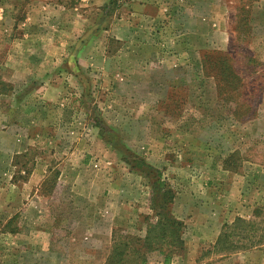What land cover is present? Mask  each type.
I'll return each mask as SVG.
<instances>
[{
  "label": "rangeland",
  "instance_id": "374dc122",
  "mask_svg": "<svg viewBox=\"0 0 264 264\" xmlns=\"http://www.w3.org/2000/svg\"><path fill=\"white\" fill-rule=\"evenodd\" d=\"M12 1L25 6L21 21L16 20L21 15L17 8L7 6L0 13V89L3 84L7 89V94H0V264H68L65 255L69 264H107L111 227H117L114 242L142 238L146 229L142 216L149 213L153 219L145 206L142 178L129 170L131 159L124 157L128 154L118 148L110 151L97 135L96 140L91 126L97 119L102 137L108 131L118 143L112 129L127 119L153 117L156 110L165 117L163 166L168 172L162 175L186 204H193L194 215L182 221L183 251L165 248V261L153 250L145 254L146 264H264V242L245 249L248 243L237 237L225 245L231 244V250L219 254L213 249L215 232L219 235L236 217L252 220L258 212L255 226L258 234L264 233V0H207V11L198 16L190 9L195 0H159V5L176 3L184 9L187 27L193 30L188 35L194 32L189 48L166 41L157 47L158 42L143 39L138 53L150 61L133 69L122 62L128 81L118 83L124 85L119 88L108 73L92 68L82 71L81 88L72 76V61L65 65L64 77L55 74L61 72V44L75 36L83 38L96 18L94 10L83 9L82 16L90 19L82 27L61 14L63 0ZM127 1L122 0L116 11L120 19H114L111 28L129 16V9L133 12ZM105 36L100 32L93 39L95 48H85L84 57L99 58ZM117 47L112 44L111 50ZM159 50L165 57L152 60ZM189 50L195 53L193 58ZM135 51L133 46L128 49ZM207 54L213 65L208 70L201 61ZM224 55L231 74L228 65L217 60ZM128 71L136 75L131 78ZM28 72L34 76L28 77ZM36 74L48 77L39 82ZM212 76L230 90L225 99L218 96ZM149 84L160 89L147 93ZM47 85L53 88L41 101L48 100L49 106H34L31 96L41 97ZM88 87L90 101L85 107L93 105V110H63L65 104L78 106ZM238 105L235 118L232 113ZM15 120L16 126L11 124ZM135 127L137 132L125 133L127 140L123 139L139 155V126ZM85 156L90 158L86 164ZM229 156L234 158L228 164L235 166L225 169ZM106 159L110 165L104 164ZM65 168L73 170L68 173ZM108 168L114 171L107 172ZM83 178L90 183L78 187L76 180Z\"/></svg>",
  "mask_w": 264,
  "mask_h": 264
},
{
  "label": "crops",
  "instance_id": "0c3cea01",
  "mask_svg": "<svg viewBox=\"0 0 264 264\" xmlns=\"http://www.w3.org/2000/svg\"><path fill=\"white\" fill-rule=\"evenodd\" d=\"M109 1L110 0H63L61 2V14L70 15L71 20L73 19V21L74 20L77 21L80 25H82V27L83 25L84 27H86L87 22L89 21L90 18L82 16L81 12H83V9L87 8L89 10L90 9L94 10L96 13H99L102 8L108 5ZM199 1H201L200 4L198 3ZM206 1L207 0L193 1L194 3L190 4L191 11L196 16H198L200 12L207 11L204 5V2ZM63 2H67V4H64ZM127 2H128V9L129 7H131V9H133V12H131L129 9L128 11L129 16H127V18H124L122 21H120V23L116 25L117 28L115 29L111 28L114 24L113 20L120 17V16L118 17L116 13H114V15L110 17V21H107L106 19V21L102 23V26L103 25L105 26L104 30L101 28L98 29V24L95 23L96 18L94 17L91 23V26L88 25L89 26L87 27L88 29L86 28L84 33H82L83 38H81L80 36H75L72 42L70 41L67 44H65L66 43V40H65L64 44H61V51L64 55L61 54L59 57V61H61L60 62L61 72L58 73V70L55 72V74H57V78H60V76L61 78L64 77L63 72L64 70L65 71L67 70L65 65L72 61L74 68H75L72 76L77 81L83 77L82 71L87 72L88 69L92 68V70L94 71L99 70V71L108 73L109 76L113 78L112 85L117 86L116 88L124 87L123 84H118L120 82L126 83L128 81L125 79V75L127 74L124 68H122L123 66L122 62H129L128 65L132 67L131 69H133V68H138V66H135L137 64L138 65L140 64V66H143V64L144 65L148 64L150 61L148 60L147 56H144L145 54L143 55V54L138 53V50L140 49V47H142L140 43L143 39L148 40L149 38L151 41L154 40V42H158V44H155L157 47L161 46L162 43L166 41L167 44H170L172 46H176L177 44L187 49L189 45V39L191 35L194 34V32L188 35L190 32L193 31L187 27L188 25L187 21L189 20V17L187 15L184 16L185 11L183 8L181 10L178 4L176 3L172 5L169 4L170 6L168 5L165 7V6L158 4V2H160L159 0H131V1L128 0ZM153 2H156V3L154 4ZM5 8H7V6H4V7L0 6V13L4 12ZM125 21H127L126 24L124 23ZM100 32H104L106 35H108V36H105V39L102 41V44L99 42L101 45L100 57L99 58H95L92 56L89 58L84 57L83 51L85 50V48L87 47L95 48L96 44L95 42H93V39H95L96 36H98ZM78 38H80V40L76 41ZM112 44H118L119 47H117L114 51H112L111 50ZM136 44L139 46H136ZM132 46L137 48V51H135L134 53L128 52V49H130ZM189 51H190L191 57L193 58L195 53H193V50H189ZM186 52L187 50H185V53ZM155 56L156 57H152L151 59L155 60L159 57L160 58L165 57L164 51L159 50L158 54ZM147 71L148 70H146V72ZM128 72H129L128 76H130L131 78L136 75L135 73L131 74L130 71ZM138 72H143V70L141 69ZM33 76H34L33 73L28 72V77H33ZM35 76L39 82L43 81L44 78L48 77L46 74H42V75L36 74ZM79 81L81 83L79 84L81 87L82 80L80 79ZM159 87L160 85L159 86H154L151 84L146 85V89H147L146 92L147 93L155 92L156 90L160 89ZM52 88H53V85H47V89H45L40 94L41 97L31 96V99L35 101L33 105L35 106L36 103L40 105L41 103L43 106H46V107L49 106L48 105L49 103L45 102L48 100H43V101L41 100L45 98L48 93H50ZM64 88L65 86L63 84V86H61V94L63 93ZM163 88L165 89V87ZM32 91H34V89L29 90L30 93ZM139 103H141V105L144 104L142 102H139ZM158 103L159 101L157 102V104L155 103L153 104V105H156L154 109L157 108ZM109 104L112 106L111 102ZM65 105H63V108H64L63 110H65V108L77 109V110L79 108L87 109V110L94 109L92 108L93 105L92 107L91 106L85 107V104L81 100H78V106L77 104L73 106H70V105L67 106V104ZM139 107H140V104H139ZM154 109L152 110L151 113H153ZM158 112L160 111L156 110L157 117L156 115L152 117V115L146 114L142 117L136 118V120L133 118L130 120L127 119L125 122H122L123 125L119 126V128L118 127L115 129L111 128L112 131L116 133L118 143L116 141H113L112 139L113 137L109 135L108 131L106 132V135L108 134L107 137L103 138L104 137L103 132L101 131L103 129L96 122H94V124L91 126V129L95 131V138H96V135L100 137V142L101 141L102 143L104 142L103 144L105 145V147L109 148L110 151L114 152L116 148L120 149V152L121 150H124V152L128 154V157H130L128 158L127 156H124L125 159H131V160L134 159V160L143 162L145 166L151 168L153 172L159 174V176L161 177V180L165 181V183L168 184V186L170 187V189L173 190V193H174V198H173L174 203H172L171 205V214L175 219L182 222L183 219H187L189 216L194 215V213L192 214V211H194L193 206H192L193 204L192 205H190L189 203L186 204L187 201L183 199V195L182 194L179 195V193L176 192V189L173 188L175 185L173 184L174 186L173 185L171 186V184H169L170 182L169 178L165 179L166 177L162 175L163 172H168L165 166H163L164 165L163 159L165 157L163 153L164 152L163 146H164V140L166 136L165 137L163 136L164 129L161 127V124L162 122L165 121V117L163 113H158ZM27 119H30V118H27ZM16 122L17 121L15 120L11 124L16 126L15 124ZM127 126H131V127L128 128ZM135 126H139V132L137 133V137H138L137 144L139 147L137 152H139V155L133 154L134 152L131 151L130 146H128L124 142L125 141L124 139H126L124 134L129 133L131 131H135L136 130ZM140 128H142L143 130L142 129L140 130ZM168 134H173V132L168 131ZM26 137L29 138L30 140L34 139V135L28 134V132H27ZM97 138L96 140L98 141ZM140 149H141V152H140ZM89 159H90L89 156H85V159H83V163L86 164ZM107 161L108 159L104 161L105 162L104 164L110 165L106 163ZM67 166L71 167L69 165ZM72 170L65 168V171H67L68 173H70ZM129 170L133 172V174L142 178V184L144 185V188H146L147 190L145 206H147V209L149 210L148 212H150V207H149L150 197H151L150 176L144 175L143 173L139 172L137 169H133L130 166H129ZM113 171H114L113 168H108L107 172H113ZM111 182H113V180H111ZM76 183L78 187H81V186H87L90 183V181L87 178H83V180H80V181L76 180ZM109 186L110 187L112 186L114 190L117 188V186L114 184H109ZM182 201L184 204H181V206L178 207L179 206L178 203ZM148 215L149 213L144 214L142 216L143 222H145V218ZM111 222L114 225V223H116V220H114L113 218ZM116 228L117 227H111L108 232L109 246H110V241L112 239L113 231ZM217 236H218V232H215V237L217 238ZM65 256H66V259H67L66 261L68 262V264L71 263L69 256L68 255H65Z\"/></svg>",
  "mask_w": 264,
  "mask_h": 264
},
{
  "label": "trees",
  "instance_id": "16d2710c",
  "mask_svg": "<svg viewBox=\"0 0 264 264\" xmlns=\"http://www.w3.org/2000/svg\"><path fill=\"white\" fill-rule=\"evenodd\" d=\"M121 3L122 0H110L108 5L102 8L99 13H97L95 23L98 24V29H105V26H102V23H104L106 19L107 21H110V17H112V15H114V13H116V11L121 8ZM0 6H9L13 9H19V13H21V15L19 16L20 18L17 16L16 20L21 21V19H24V11L22 10L24 9V4L19 5L12 0H0ZM6 9L7 8H5V11ZM248 12L249 11L246 12L247 17ZM224 57L226 56L224 55L223 58H218L217 60H221L225 62L226 65H228L227 59ZM201 61L203 62L204 69L208 70L209 66L211 65L209 54L203 55V60ZM215 65L216 64L214 63V66ZM228 67L229 65L226 66L227 70L229 71L228 74H231V68L229 67L228 69ZM212 77L216 80L215 76ZM6 90L7 89L3 84L2 88L0 89V94H7ZM229 92L230 90L225 89L224 86H222L221 81H217V93L219 94L218 96H220L221 100L225 99L226 95H229ZM80 98L85 105L88 104L90 101L89 87L83 89ZM231 99H234L232 95ZM238 107L241 106H235L234 113H232L235 118V113ZM246 117L249 116H245L244 118ZM95 121L98 124L97 119ZM231 158H234V156H229V158L224 160L225 169L235 166L228 164L229 159ZM129 163L131 168L137 169L144 175L150 176L151 197L149 207L153 213V219L151 220L152 217L149 216L145 218L146 229L142 238L132 237V239H130V237H125L117 242H114L116 233L113 232L111 239L113 245L111 246L110 256L107 264H114V261L120 263L124 260H129L132 264H146L147 259L144 258L145 254H148L153 250L158 251L162 256L164 255V259L166 261L168 257H166L165 251L163 252L165 248H168V251L170 252H182L184 247V242L182 239L184 225L181 221L175 219L171 214V205L174 198L173 190L170 189L165 181L161 180L159 174L153 172V170L145 166L143 162L132 159ZM256 213L254 212L255 216H253L252 220H244L240 217H236L230 225H225L217 236L213 249H215L217 253L223 254V251H229L231 250L229 247H232L231 244L227 245L228 247L225 245L229 243L231 238L237 237L242 243H248V248L245 249L259 247L264 242V233L258 234L259 228L255 226V219L256 216H258V212Z\"/></svg>",
  "mask_w": 264,
  "mask_h": 264
}]
</instances>
